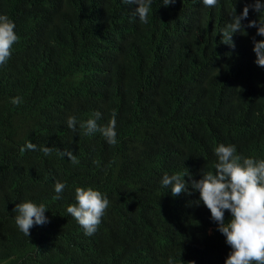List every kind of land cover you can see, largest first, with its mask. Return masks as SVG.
Wrapping results in <instances>:
<instances>
[{"label":"trees","instance_id":"16d2710c","mask_svg":"<svg viewBox=\"0 0 264 264\" xmlns=\"http://www.w3.org/2000/svg\"><path fill=\"white\" fill-rule=\"evenodd\" d=\"M14 2L20 17L19 40L6 67L0 69V138L31 142L37 150H13L0 163V263L10 264L15 255L41 253L35 248L36 239L15 228V205L30 200L46 206L48 222L37 225L44 227L39 233L46 246L68 249L87 243L93 247L80 264H153L148 249L114 227L132 207L138 180L135 166H142V155L125 126L137 127L142 116L136 98L118 91L112 94L106 59L170 68L187 64L189 56L211 77L188 97L194 109H212L220 120L234 125L213 119L211 131L193 150L206 155L216 140L245 139L238 146L264 157V68L244 57L253 39L264 37H252L245 30L247 34L234 42V58L220 33L221 26L250 0H218L215 7H205L202 0H176L168 6L153 0L146 24L135 15L134 4L122 0ZM254 13L261 14L250 7L248 15ZM15 97L21 99L18 105L12 103ZM93 109L103 118L97 121L99 126L115 119V145L102 135H85L80 128ZM69 116L76 117L75 132L67 126ZM42 147H50L51 154L45 156ZM68 150L78 158L77 164L59 154ZM57 181L66 185L59 198L54 190ZM77 184L104 191L111 200L110 218L99 225L94 237L83 236L63 218ZM180 195L181 200H194L192 193ZM230 218L225 211V222ZM151 225L165 233V249L154 264H169L170 259L172 264H225L231 251L214 221L211 234L193 247V229L176 228L159 201L153 205Z\"/></svg>","mask_w":264,"mask_h":264},{"label":"clouds","instance_id":"9594fccd","mask_svg":"<svg viewBox=\"0 0 264 264\" xmlns=\"http://www.w3.org/2000/svg\"><path fill=\"white\" fill-rule=\"evenodd\" d=\"M152 1L122 0V3L134 4L135 15L141 24H146ZM175 2L162 0L165 6ZM202 3L205 7H215L218 0H202ZM250 7L261 14L257 17L255 13L248 15ZM238 14L220 28L222 42L231 49L234 58L237 55L233 49L234 42L241 34H247L245 30H249L252 37L254 34L264 37V0H250ZM17 21L20 17L14 0H0V69L6 67L14 43L19 40ZM246 56L247 60H255L264 68V40L253 39L250 53L247 50L244 54ZM106 76L112 94L118 91L137 99V109L142 116L137 127L130 129L125 126L131 143L142 155L139 158L142 166H135L138 180L133 190L132 207L122 213L123 220L114 227L121 234L128 232L139 245L148 249L154 264L165 249L164 231L151 225L153 205L159 201L171 215L176 228L193 229V247L211 234L214 221L231 248L225 264H264L263 155L238 146L245 139L242 142L216 140L206 155L193 150V146L211 131L212 120L222 121L212 109L196 111L193 101L188 99L199 84L211 77L198 69L189 56L187 64L179 62L170 68L156 63H119L109 56L106 59ZM20 102L19 97L12 98L13 104ZM100 116L97 110H91L85 115L88 120L81 123L80 128L85 130V135L96 133L102 135L108 144L115 145V119L106 126H99L97 121L103 119ZM222 122L229 124L230 121ZM76 123V117L67 118V126L74 132ZM237 127L247 132L245 128ZM17 139L5 142L0 138V163L13 150H37V145ZM40 151L48 156L52 149L42 147ZM59 154L67 156L73 164L79 162L70 150ZM65 187L64 183H55L57 198ZM185 192L192 193L194 200L179 199ZM110 209L111 200L104 191L77 184L63 218L73 222L83 236L94 237L99 225L109 220ZM225 211L231 214L227 222ZM13 212L16 213V230L36 239L35 248L43 254L15 255L10 258V264H80L83 256L94 251L87 243L68 249L46 246L39 233L44 227L37 226L48 222L46 206L42 203L37 205L30 200L17 203ZM169 264H172L171 259Z\"/></svg>","mask_w":264,"mask_h":264}]
</instances>
